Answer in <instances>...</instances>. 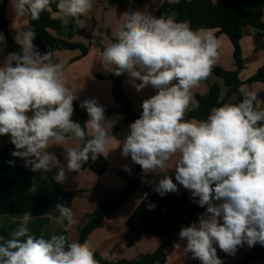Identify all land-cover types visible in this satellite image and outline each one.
<instances>
[{
  "label": "clouds",
  "instance_id": "9594fccd",
  "mask_svg": "<svg viewBox=\"0 0 264 264\" xmlns=\"http://www.w3.org/2000/svg\"><path fill=\"white\" fill-rule=\"evenodd\" d=\"M9 2L16 16L39 20L54 0ZM56 7L67 25L69 19L87 15L93 0H56ZM123 16L122 27L99 51L98 60L116 76L126 73L137 91L151 86L155 94L142 102L140 118L120 142L122 155L130 156L145 176L164 173L155 187L162 196L177 192L179 184L206 209L198 222L178 233L193 259L224 264L217 248L234 256L245 244L264 246V110H257L256 94L242 85L239 103L214 107L204 120L186 119L192 89L211 75L219 60L220 40L211 29H193L190 21L178 20L174 11L157 17L133 10ZM36 37L31 28L21 32L16 37L21 53H9L0 63V136L10 137L15 147L11 155L25 159L32 171L58 167L54 178L63 184L67 172L78 173L89 160L107 157L114 123L95 99L80 105L88 114L83 125L73 120L77 96L67 86L63 65L52 62L53 53L38 51ZM5 44L0 33V46ZM71 138L84 143L67 148L66 167L58 165L48 149ZM177 154L171 168L174 182L166 166ZM55 209L56 223L67 232L76 222L71 208L58 203ZM33 218L31 212L22 213L11 238L0 236V264H100L87 241L32 234L28 226Z\"/></svg>",
  "mask_w": 264,
  "mask_h": 264
},
{
  "label": "crops",
  "instance_id": "0c3cea01",
  "mask_svg": "<svg viewBox=\"0 0 264 264\" xmlns=\"http://www.w3.org/2000/svg\"><path fill=\"white\" fill-rule=\"evenodd\" d=\"M166 1L168 0H148L145 3H130L120 6L110 5L109 0H93L91 11L87 15L82 16V19L77 22L80 29L84 31V36L80 34L73 39L75 43H81L85 37L89 36L87 37L90 40L89 53L85 57H81V51L79 50L61 51L54 54L58 63L63 65L67 86L77 96V99L73 102L74 106H78L82 111L86 112L85 109L80 107L81 103L87 99H95L105 110L117 108L112 96L113 83L108 79H99V76L107 77L112 74L106 71L98 60L99 44L106 47L108 43L113 42L108 33L114 37V32L122 27L125 21L123 13L126 11L147 10L154 16H157L159 7ZM6 17L9 21L8 28L10 35L16 41V37L29 28L28 17L27 15L16 16L9 0L6 8ZM54 17L60 18L61 14L58 13ZM262 20L264 23V14ZM239 33L240 48L246 59L245 68L240 73V79L242 82H246L264 66V30L254 29L248 25H240ZM218 39L222 45L219 50L220 57L215 66L227 72H234L236 70L233 58L234 47L229 39L224 38V35L218 37ZM0 48H2L0 50V63H2L9 54V48L7 43L0 46ZM135 83L138 84L140 81H136ZM214 86L220 88L221 101H225V103L236 102L235 96L228 98L229 88L226 86L224 80L211 73L198 87L192 89L191 107L197 105L196 97L198 95L207 94ZM244 86L256 94L257 110H264V83H255L250 87ZM122 88L131 101L134 110L139 114L142 113V102L155 94V90L151 86L137 91L128 75L123 80ZM106 119L112 121L114 126H116L123 118L121 114L114 113L106 117ZM129 126L124 127L113 135L114 139L108 145L109 154L105 158L108 166L103 175H97L90 169H84L82 166L78 173L67 172L65 182L59 184L54 178L58 167L48 172L40 171L41 178L47 179V177H50L61 192L77 193L72 202L68 203L59 194L58 190L55 189L53 192L54 199L58 203L70 207L73 212L76 222L67 232H63L62 226L56 223L55 218L59 215L57 210L43 216H33L34 218L31 222L40 220L45 223L44 234H66L70 242L79 241L81 229L91 222L98 204L101 201L111 200L122 188L130 183L138 164L133 163L130 156L124 157L122 155V143L120 144L128 135L130 131ZM6 143H11L10 137L8 135L0 136V149ZM81 145L82 142L80 140L71 138L63 145H51L48 151L56 156L58 165L66 167V149ZM178 158L179 154L174 156L166 166L168 169L167 175L174 182H176L175 172L171 168L174 167ZM125 166L130 168L131 171H126ZM163 175L164 173H150L145 176L143 173L144 180H140L141 189L136 191L132 198L115 215L107 217L101 228L90 234L87 242L94 253L99 254L110 262H118L121 260L134 261L159 249L162 239L150 235L137 236L126 226V221L144 199L146 195L144 190L155 189L156 184H158L159 179ZM177 186L178 191L170 194L177 196L186 195L192 198L189 190L185 189L182 185L178 184ZM19 217L14 216L16 221H19ZM185 246L186 241L184 240L174 241L166 250L167 260L164 264H201L199 260L193 259L190 253L184 252ZM252 248H249L245 244L243 247L238 248L234 256L228 255L217 248V254L224 264H237L249 256ZM249 264H264V260L250 262Z\"/></svg>",
  "mask_w": 264,
  "mask_h": 264
},
{
  "label": "trees",
  "instance_id": "16d2710c",
  "mask_svg": "<svg viewBox=\"0 0 264 264\" xmlns=\"http://www.w3.org/2000/svg\"><path fill=\"white\" fill-rule=\"evenodd\" d=\"M148 0H109L110 5H127L130 3H145ZM8 0H0V33L6 37V43L9 53H21V46L13 39L9 32V21L6 17V8ZM177 13L178 20H188L193 29L204 28L216 31L218 38L222 35L228 37L234 47L233 58L235 60L236 70L227 72L214 66L212 74L222 78L229 88L228 98L235 96L239 103L243 98L238 89L243 85L250 87L255 83H264V66L254 76L246 82L240 79V73L245 68L246 59L240 48V25H248L254 29L264 30L263 14L264 0H180L178 4L164 2L157 11V17L161 14L167 15L169 12ZM59 11L56 7V0L51 4L50 10L44 11L39 20H29V28L37 34L33 43L38 51L44 54L48 51L53 53V63H58L54 56L56 52L61 51H81V57L89 53V49L81 43H75L74 37L82 34L77 22L82 19L71 18L67 25L62 23L61 17L55 18ZM114 41V37L108 33ZM100 50H103L102 44H99ZM80 57V58H81ZM126 73L116 76L112 73L110 76H99V79H108L112 85V96L116 102L117 108L105 110V116L109 117L114 113L122 115V121L112 128V135L130 125L136 119L140 118L129 98L125 94L122 84ZM197 105L191 107L186 114V119L204 120L214 107L221 106L225 101L220 100V88L212 87L205 95L196 97ZM73 120L79 121L82 125L88 119L87 112L82 111L78 106H74ZM81 141V140H80ZM82 145L84 141H81ZM81 145V146H82ZM15 147L11 143H6L0 149V202H7L12 216H21L24 212H31L33 216H43L55 211L58 202L53 197L54 190L71 203L77 193H63L59 190L56 183L50 178L42 179L38 176L40 171H32L31 166H26V161L20 157H14L11 153ZM14 161V166L9 164ZM83 168L90 169L97 175H103L107 169L108 162L104 156H100L95 162L89 160L84 163ZM143 175L142 169L137 165L130 183L122 188L109 201H101L94 211L91 222L86 224L79 233V241H87L90 234L102 227L105 219L115 215L135 194L141 189L140 180ZM39 178L38 182L35 183ZM146 195L133 214L126 221V226L137 236L150 235L162 239V244L154 253L147 254L141 258L128 261L121 260L110 262L95 253L96 259L100 264H164L167 256L166 250L174 241L180 240L178 235L182 227L190 226L193 222H198V217L205 208H201L193 198L186 195H165L159 194L155 189H145ZM154 205V207H149ZM18 227L17 224L9 223L0 227V236L5 239L11 238V233ZM32 234L37 237L43 236L48 239L51 235L44 234L45 223L36 220L29 224ZM66 235V234H64ZM67 236V235H66ZM68 238V237H67ZM264 260V246L256 244L249 256L237 264H249Z\"/></svg>",
  "mask_w": 264,
  "mask_h": 264
},
{
  "label": "rangeland",
  "instance_id": "374dc122",
  "mask_svg": "<svg viewBox=\"0 0 264 264\" xmlns=\"http://www.w3.org/2000/svg\"><path fill=\"white\" fill-rule=\"evenodd\" d=\"M214 32H216V31L214 30L213 33ZM83 34H84V32L81 35L84 36ZM87 37H89V36H87ZM87 37L84 38V40L81 42V44H83L85 47H87L89 49L90 48L89 47L90 40ZM224 38L228 39L225 36H224ZM99 50H100V47H99ZM40 173L41 172L38 173L39 177H40ZM38 179L39 178L37 177L36 178L37 181L35 183H37L39 181ZM9 223H14V224L19 225V221H16V218H14V216H12V214L10 213V209H9L8 203L7 202H0V227L4 226L6 224H9Z\"/></svg>",
  "mask_w": 264,
  "mask_h": 264
}]
</instances>
